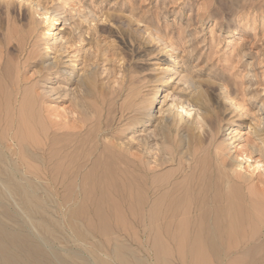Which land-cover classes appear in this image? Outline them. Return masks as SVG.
Returning a JSON list of instances; mask_svg holds the SVG:
<instances>
[{
	"label": "rangeland",
	"instance_id": "rangeland-1",
	"mask_svg": "<svg viewBox=\"0 0 264 264\" xmlns=\"http://www.w3.org/2000/svg\"><path fill=\"white\" fill-rule=\"evenodd\" d=\"M33 4L59 10L54 37L69 42L63 61L82 63L94 73L73 91L74 100L63 96L66 87L79 86L70 84L71 76L57 77V96L36 100V118L48 134L45 138L40 125L26 126L23 147L33 163H46L40 173L47 176L49 194L13 191L8 182L15 179L0 163L2 223L32 237L49 258L57 254L56 264H97L104 255L109 264H246L242 242L248 218L228 205L223 181L232 171L234 181L252 186L264 181L262 170L253 171L263 159L250 153V146L260 149L264 142L263 135L253 134L255 111L264 105V0H0V119L6 116L3 104L14 99L18 68V100L40 95L46 83L38 66L22 65L40 29L47 30L38 24ZM171 58L187 81L175 78L159 95H168L167 102L181 97L198 104L203 123L163 124L150 133V144L170 158L157 172L171 171L167 188H151L135 165L107 159L101 138L122 129L120 116L153 93L154 80ZM220 86L240 106L242 118L221 98ZM229 126L238 135L225 148L221 142ZM55 130L67 135L60 144ZM1 133L0 145L9 143ZM82 164L83 175L77 176ZM92 168L96 172L85 176ZM139 178L146 202L164 199L162 212L193 219L142 222L147 208L135 202ZM54 179L59 185L52 189ZM5 210L12 219L3 217ZM65 211L82 212L88 228L103 234L98 248L92 247L95 240L70 233L61 222ZM203 231L211 236L196 238ZM116 244L124 245V258L116 254Z\"/></svg>",
	"mask_w": 264,
	"mask_h": 264
},
{
	"label": "bare ground",
	"instance_id": "bare-ground-1",
	"mask_svg": "<svg viewBox=\"0 0 264 264\" xmlns=\"http://www.w3.org/2000/svg\"><path fill=\"white\" fill-rule=\"evenodd\" d=\"M22 1L26 2L27 0ZM30 9L38 15V24L47 27V30L43 31L42 28L40 29L39 37L32 44L22 65L24 67L31 66L32 64L33 66H38V72H44L46 74V83L43 84L44 88L41 90L40 95H31L26 100L23 98L18 100L22 90L19 85V68L17 69L15 73L16 77H14L16 89L13 91L14 93L12 92L15 95L14 99L11 100V97L8 98L2 107L6 116L4 119H0V131H5L6 140L9 143L0 145V163L5 164L6 168L8 167V171L10 172L9 176L15 179V184L8 182V186L10 184L13 191H35L45 195L49 194V185L46 174L43 172L40 173V169L47 170L45 169L46 163L39 166L29 158L28 152L23 147L24 129L26 126L40 125V128L43 129L42 133H44L46 138L48 127L41 121L40 117H38L40 120L36 118L38 112L36 100H40V98L51 99L58 95L60 91V86L56 82L58 76L65 78L71 76L72 81L70 84H79V86H73V88L65 86L66 89L63 91V96H71V99L74 100L75 95L73 91L81 85H84L92 77L94 70L87 69L82 63L63 61V53L67 51L69 42L67 39L59 37L56 40L54 37L55 25L61 18L59 10L49 11V9L46 10L34 4L30 5ZM177 64L171 58V64L169 63V65L160 69L159 76L154 80L153 93L135 103L133 110L127 113L129 115L127 118L125 117L127 114L120 116L119 121L121 124L123 123V126H121L122 129L119 128L116 133L108 134L101 138L103 153L106 158H117L119 162L135 165L138 174L148 176L151 188H167L166 183L171 176V171L163 170L157 172L156 169L168 163L170 158H167L164 152L158 147L150 144V133L155 131L157 126L161 127L163 124L175 125L180 128L185 126L193 127L203 123L202 109L198 104L189 102L181 97L167 102L168 95L162 97L161 94L159 95L160 88L167 86L175 78L177 82L186 83L187 78L175 70L178 67ZM78 66V73L72 70V68H77ZM219 90L221 98L234 110L238 118H242L243 114L241 110H238L240 106H236L230 101V92L223 86H220ZM25 92H28V90H23V93ZM26 111H28V115ZM255 113L257 116V126L254 127L253 134L255 136L258 134L264 136V105H259ZM197 128L194 127L193 129ZM226 130L227 134L223 135L221 143H225L223 146L228 148L236 140L238 134L231 126ZM59 132L60 130H55L53 134L60 144L62 142L61 140L67 135ZM10 133L13 134L11 135ZM0 137L3 138L2 133ZM261 144L260 149L250 146V153H256L263 159V165L256 162L253 171L262 170L264 172V142L262 141ZM234 163L238 167L241 165L237 160L233 161V166L235 165ZM84 167L85 165H80L76 169L75 174L77 176L83 175L82 169ZM94 172L96 170L92 168L85 176L93 174ZM234 172L232 171V175L225 178L223 187L226 192L228 205L232 209L235 206L248 218V224L243 230L242 258L246 259V264H264V181L253 186L246 184V180H242V182L234 181L232 179ZM38 179L42 181H40V186L36 185L35 182ZM141 180L142 178H139L134 187L137 192L135 198L136 204L147 208L139 216L142 222L147 224L163 222L166 224L179 220L183 224H187L193 219V217L189 216H182V218L178 219V217L170 216L166 212H162L160 209H163L166 204L164 199L148 200L146 202L142 196L143 184ZM22 181L24 183H21ZM52 184V189L59 185L55 179L52 180ZM25 203L27 205L30 201H26ZM53 203L58 206L57 201H53ZM3 217L7 220L13 218L9 216L6 210L3 212ZM61 217V222L67 224L70 233L83 240L86 237H89L93 241L95 240L96 245L92 246L95 249L100 246L98 237L103 236V234L96 232V235L94 230L88 228L89 225L85 224L84 220L86 218L82 212L78 214L77 211H72V213L65 211L61 214ZM199 236L209 238L211 234L203 231L202 235L199 234L196 238H199ZM115 248H119V252L116 254L124 258L120 253V250L125 249L124 245L119 244L118 246L116 244ZM107 257V255L100 256L97 264H109ZM59 260L57 254H53L51 258L46 256L42 248L35 243L32 237L10 229L0 220V264H56L60 262ZM121 264L126 263L122 262Z\"/></svg>",
	"mask_w": 264,
	"mask_h": 264
}]
</instances>
